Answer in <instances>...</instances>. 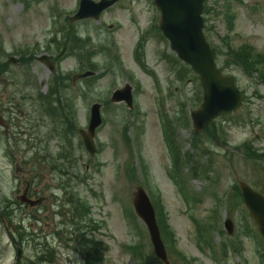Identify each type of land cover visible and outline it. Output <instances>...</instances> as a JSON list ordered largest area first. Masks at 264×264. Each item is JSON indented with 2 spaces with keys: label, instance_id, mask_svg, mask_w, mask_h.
I'll return each mask as SVG.
<instances>
[{
  "label": "rangeland",
  "instance_id": "1",
  "mask_svg": "<svg viewBox=\"0 0 264 264\" xmlns=\"http://www.w3.org/2000/svg\"><path fill=\"white\" fill-rule=\"evenodd\" d=\"M78 1L0 0V213L19 235L23 264L39 255L50 264L53 254L55 264H87L92 242L105 246L93 264H163L133 209L140 186L170 264H264V239L238 189L243 181L264 191V0L205 2V37L244 99L199 134L189 114L202 101L199 79L158 31L153 0H121L100 21L72 25ZM85 71L93 74L73 82ZM126 84L131 109L110 101ZM94 103L103 123L91 157L79 130ZM26 182L45 199L40 207L21 205ZM76 225L79 241L68 243ZM15 259L0 222V264Z\"/></svg>",
  "mask_w": 264,
  "mask_h": 264
},
{
  "label": "water",
  "instance_id": "2",
  "mask_svg": "<svg viewBox=\"0 0 264 264\" xmlns=\"http://www.w3.org/2000/svg\"><path fill=\"white\" fill-rule=\"evenodd\" d=\"M116 1L81 0L80 9L71 18V21L86 18L99 19L101 12ZM154 3L161 11L159 28L170 41L171 49L200 76V83L204 92L203 103L199 109L191 112L195 132L199 133L213 119L237 109L241 105L243 94L236 87L234 79L222 75L217 68L211 47L203 33L204 0H154ZM44 59L46 60L45 57L40 58V60ZM15 61L14 58H10V62L14 63ZM88 75L90 73L78 77ZM127 90L129 91V89ZM123 99L129 105L131 104V95L124 96L122 90L117 91L112 97V100L116 102ZM100 124V105H94L89 133H82L85 145L91 154L95 152L92 138L95 129ZM241 191L244 202L258 226L259 233L264 238V196L246 183H241ZM134 206L137 214L143 219L150 231L155 253L166 260L165 248L160 238L155 213L142 188H139L135 195ZM225 226L229 233H232V221L227 220ZM20 253L21 250L18 249L17 260L20 258Z\"/></svg>",
  "mask_w": 264,
  "mask_h": 264
},
{
  "label": "flooded vegetation",
  "instance_id": "3",
  "mask_svg": "<svg viewBox=\"0 0 264 264\" xmlns=\"http://www.w3.org/2000/svg\"><path fill=\"white\" fill-rule=\"evenodd\" d=\"M116 6H113V7H111V8H109V9H107L103 14H105V13H107V12H109V11H111L113 8H115ZM110 28H112V25L110 26ZM2 125H3V123H2ZM4 126V125H3ZM25 189L26 190H24V194L26 193V195H29V192H30V187H31V184L29 183V182H26L25 183ZM40 192V191H39ZM38 190L36 189V191H34V194L35 195H38ZM54 257L55 256H52V259H51V262H52V264H55V259H54Z\"/></svg>",
  "mask_w": 264,
  "mask_h": 264
},
{
  "label": "trees",
  "instance_id": "4",
  "mask_svg": "<svg viewBox=\"0 0 264 264\" xmlns=\"http://www.w3.org/2000/svg\"><path fill=\"white\" fill-rule=\"evenodd\" d=\"M3 216L6 217V221L10 224V217L6 213H3Z\"/></svg>",
  "mask_w": 264,
  "mask_h": 264
}]
</instances>
